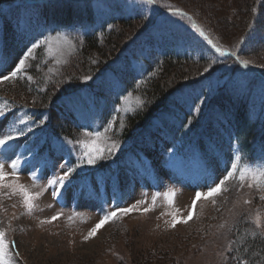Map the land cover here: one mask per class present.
I'll return each mask as SVG.
<instances>
[{"label": "rangeland", "instance_id": "374dc122", "mask_svg": "<svg viewBox=\"0 0 264 264\" xmlns=\"http://www.w3.org/2000/svg\"><path fill=\"white\" fill-rule=\"evenodd\" d=\"M146 1L138 0L131 14L141 11L146 18H154L156 23L164 13L168 16L160 19L159 27L153 31L150 38L136 40L133 48L129 49L132 55L123 57L118 64L107 65L105 73L108 79L116 78V81H109V84L117 87L116 91L102 102L105 105H114L113 109L117 108L111 119H106L97 110L95 114L85 99H75L80 110L74 107L73 111L67 109L63 112L55 104L52 107H43L39 112L24 108L16 115L14 110H5V115L0 116V133L6 132L12 124H15L17 131L25 132L0 147V164L4 165V171L8 173L6 182L15 181L34 195L39 194L33 201L35 207L29 213L19 193H13L9 188H0V229L6 232L12 264H229V261L237 258V254H234L237 249L231 245L238 228L245 226L251 233L264 238V228L253 222L259 214L264 223V199H261L264 197V190L258 184H255L256 187H250L251 177L243 186L238 179L227 181L222 193L197 202L193 218L188 223L172 226L171 213L176 212L178 216L186 218L192 211L195 193L206 192L209 183L218 182L231 171V166L228 167V163H221L220 160L230 154L221 150L218 154L220 158H217L210 141H221L220 137L232 136V128L225 118H214L216 115L218 117L219 113L205 112L208 109L206 107L199 112L200 103L204 104L206 99L200 98L192 87L172 92L169 105L167 103L154 119L151 118L148 138L150 141L158 138V146L143 141V137L140 142L130 146L134 137L132 140L123 138L125 116L142 105L138 101L142 102V98L144 99L145 90L140 87L146 83L136 87L140 88L139 94L135 90L123 93L124 87L129 85L128 76L140 79L145 75L149 69L147 59L152 58L156 51L171 48L176 54H193L208 58L209 63H204L198 75L184 78L178 84L193 79L195 83L205 80L202 77L207 72L205 69L209 71V64L212 68L215 66L212 60H209L214 54L212 45L194 30L193 23L207 32L213 43L221 47L223 54L230 49L234 53L240 49L239 57L253 67V70L247 71L239 67L240 63L235 64L228 72L231 73L232 79H241L240 84L236 81L235 85L243 87V83H247L245 78L257 79L258 75L260 76L258 87L252 91L250 106L254 118L260 116L264 120V96H261V93H264V82L261 80L264 75V30L256 32L248 23L252 14H256L260 2L263 3V8L259 24L264 22V0H252L248 4L247 0H154L153 4L144 3ZM94 8L97 13L105 12V16L92 23L85 21L70 27H47V30L43 28L37 12L30 9L18 12L13 8L7 9L0 18V59H3L0 61V80H3L5 75H11L33 43L45 41L48 37L61 39L59 42L54 41V53H49L46 44L40 47L42 50L34 49L32 57L26 61L25 72L10 80L8 84L7 81L0 84L2 98L7 99L9 95L14 99V90L23 83L28 90H34L31 84L35 78L29 69L33 61L41 62V69L46 77L38 89H49V101L51 98L60 97L61 92L67 90L71 84H80L81 80L78 78L64 76L53 85L49 78L54 73H62L59 66L79 47L80 43L73 37L74 33L100 31L107 24V14L114 16V8L111 5L97 3ZM177 9L187 13V16L176 14ZM5 16H8L10 28L6 37L3 36ZM137 23L142 26L141 22ZM176 31L177 35L172 40L161 44L159 39L162 36L171 37ZM244 34H248V41L245 40L240 45ZM156 35L159 36L158 39ZM65 37L67 40H64ZM258 37L262 42L255 45ZM6 50L8 53L3 54ZM157 71L159 72L158 69L153 71L151 78ZM228 77L221 78V81ZM32 91L29 93L35 94L31 93ZM212 91L210 86L209 103L213 97ZM125 97H128L127 101ZM69 100L73 101L74 96L69 97ZM22 103L35 104L33 100H24ZM44 103L45 101L42 104ZM189 111L195 112L191 114ZM20 117H24L26 123H19ZM27 117L31 119L28 120ZM76 120L83 122V126L78 128L82 132L74 130L72 134L67 132L60 135L67 123L75 124ZM197 127H204L206 134H202ZM96 132L105 135V144L116 142L118 149L111 156L105 153V158L95 165L83 163L73 173L65 188L59 190L60 194L54 196L48 180L55 174L62 175L64 166H76L83 152L77 141L86 139L85 133ZM33 134L34 137L29 139ZM44 135L51 137L50 154L47 153L48 150L45 151L47 147H42V144L46 143L43 140ZM260 144L264 150V129ZM194 147L199 152V157L192 153ZM29 148L33 149L34 156L39 151V157L42 155V159H47L46 162H37L28 153ZM132 151L137 153L141 160L135 159ZM184 155L191 162H199L207 157L210 170L198 177L187 172L181 162ZM16 158L22 163L14 176L11 163ZM103 160H111L104 171L89 176L87 182L81 180L88 170L94 172ZM113 161H122L116 170L112 165ZM170 161L180 163L173 166V176L170 174L171 167L167 166ZM157 165H162L163 168ZM260 166L262 168L257 164L245 167L255 172L264 169V163ZM135 170L139 173L135 174ZM79 175L82 176L76 179ZM113 179L119 181L123 188L117 183L112 188ZM78 182H83L84 185L79 186ZM169 192L175 193L172 205L168 203L165 195ZM246 201L248 203H245ZM117 205L133 207L136 210L119 220L105 224L95 236L86 240L89 231L103 218L105 212L115 210ZM145 208L149 211L144 212ZM53 216H58V219L53 221ZM244 262L248 263L245 259Z\"/></svg>", "mask_w": 264, "mask_h": 264}, {"label": "trees", "instance_id": "16d2710c", "mask_svg": "<svg viewBox=\"0 0 264 264\" xmlns=\"http://www.w3.org/2000/svg\"><path fill=\"white\" fill-rule=\"evenodd\" d=\"M39 11L46 23H60L69 24L77 18L74 9L77 7L75 0H37ZM7 2H10L9 0ZM7 2H0L2 4ZM252 0H247V3ZM243 7V6H242ZM263 8V3H262ZM244 9V8H243ZM252 18V16H251ZM230 21V20H229ZM124 22V23H123ZM249 26L253 21L249 19ZM122 24V25H121ZM258 29L264 30V22L259 24ZM141 27L136 21H122L114 26L110 31L104 32L101 37H86L76 49L74 54L69 59L59 66L62 73H54L50 75V80L53 85H56L62 77L67 76L72 79L78 78L83 83L86 76L93 77L98 71L105 67L127 43V41L138 31ZM39 59V58H38ZM173 60V62H172ZM171 61V62H170ZM169 62V63H167ZM179 63V64H177ZM193 63H198L193 65ZM205 60H174L169 59L159 69V72L149 80L144 86V102L132 112L126 120V126L123 131V138L132 140L137 132L147 124L153 112L165 101L170 91L176 88L182 79L198 75V72L204 67ZM41 62H32L30 72L35 78L31 84L32 90H28L24 85L16 87L13 92V97L8 95L5 99L11 106H21L24 100H33L35 104H28L40 108L49 102V89L40 90L38 87L43 85L45 81V73L41 69ZM162 68V69H161ZM161 70V71H160ZM10 80H7V83ZM48 81V80H47ZM1 84V83H0ZM80 84H71V87H77ZM65 90V91H67ZM35 94H30L29 92ZM63 91V92H65ZM52 99V98H51ZM50 99V100H51ZM2 100V99H1ZM43 101H45L44 104ZM48 101V102H47ZM42 104V105H40ZM243 121V113H238V122ZM245 125L241 124V135L244 136L247 131L244 130ZM235 257L228 263L232 264H264V238L251 233L245 226L239 228V232L235 235ZM240 257H243L240 259ZM247 257V262L244 259Z\"/></svg>", "mask_w": 264, "mask_h": 264}, {"label": "snow or ice", "instance_id": "6c2138e0", "mask_svg": "<svg viewBox=\"0 0 264 264\" xmlns=\"http://www.w3.org/2000/svg\"><path fill=\"white\" fill-rule=\"evenodd\" d=\"M148 3H154V0H147ZM176 14L187 16V13H182L181 10L177 9ZM191 19V17H189ZM192 27L196 32L199 33L201 37H203L209 44L212 45L216 49L217 52H221L223 54V51L220 46L213 43V41L209 38L205 30L200 27L199 25L193 23ZM61 38L60 37H48L45 41H40L38 43H33L32 48L28 50V52L24 55L23 59H20L18 64L15 66V70L11 72V75H5L3 76V80H0V83L7 80H12L18 77L20 73L25 72L26 69V61L32 57L33 50L40 47L41 44L48 45V51L49 53H54L55 49L53 47V43L59 42ZM64 40H67L65 37ZM212 63H215V61H212ZM245 66L248 65L247 61H241ZM205 71H208L206 68ZM28 79H31V77H27ZM85 80L91 79V77H85ZM131 95V94H129ZM125 101L128 100V97L124 98ZM138 103H142L139 102ZM7 108V104H4L3 106H0V116L5 115V110ZM28 120L31 119V117H27ZM19 123H26V120L24 117H20L18 119ZM30 130V129H29ZM107 132V129H105V133ZM25 132L23 130L17 131L15 124L10 125V127L6 130V132L0 133V147H3L5 144H7L9 141L16 138V136L24 135ZM86 139L77 141L82 148L83 152L79 158V163L76 166H64V172L63 174H55L51 179L48 180L49 185L53 188V195L58 196L60 194L61 189H64L66 184L70 182V178L72 177L73 173L76 172L77 168L80 167L83 163H87L89 165H95L99 160H102L105 158V153H107L108 156H111L117 149L118 144L116 142H112L111 144H105V135L101 134L99 132L96 133H85ZM240 157H236V163L231 164V171H228L223 179L219 180L218 182H212L207 185V191L201 192L197 191L195 193V198L192 200V211L189 212L188 216L186 218H182L176 214V212L171 213L173 219H172V226L175 227L178 223H188L195 213L197 202L201 199L208 200L210 198H214L215 196L219 195L225 190L226 182L232 179H238L241 183V186H243V183L248 177H251V180L253 184H258L259 187L264 190V169L257 170L255 172L250 171L247 167L240 168L239 162ZM21 160L19 158H16L11 163L12 168V174L15 176L21 165ZM8 176V173L4 171V165L0 164V188H9L12 190L13 193H19L22 197V201L24 206L26 207L27 211L31 213L33 208L35 207L33 201L38 198L39 194L34 195L31 193L25 186L22 184L13 182H6V177ZM35 178V177H34ZM253 184H250L249 186H253ZM159 195V194H157ZM166 195V199L170 205L174 203V192H169ZM261 199H264V197H261ZM156 197L153 198V203H155ZM245 203H248L246 201ZM134 210H136L133 207H120L119 205L116 206L115 210H111L108 212H105L103 215V218L93 227L89 233L88 236L85 237V239H89L97 233V231L102 228L105 224L109 222H113L115 220L121 219L123 216L129 215ZM144 212L149 211V209L145 208L143 209ZM53 221L58 219V216H53L51 218ZM258 227L264 228V223L261 221V217L259 214L256 215L255 220L253 221ZM10 247L9 242L6 239V232L2 229H0V264H12V260L9 256Z\"/></svg>", "mask_w": 264, "mask_h": 264}]
</instances>
